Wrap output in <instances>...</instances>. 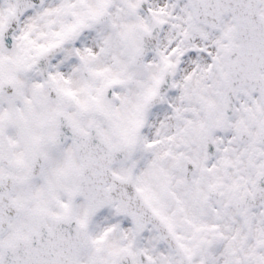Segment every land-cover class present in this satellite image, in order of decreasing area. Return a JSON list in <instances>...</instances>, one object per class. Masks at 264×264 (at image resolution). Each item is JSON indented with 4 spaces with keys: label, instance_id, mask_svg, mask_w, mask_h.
Returning a JSON list of instances; mask_svg holds the SVG:
<instances>
[{
    "label": "snow or ice",
    "instance_id": "snow-or-ice-1",
    "mask_svg": "<svg viewBox=\"0 0 264 264\" xmlns=\"http://www.w3.org/2000/svg\"><path fill=\"white\" fill-rule=\"evenodd\" d=\"M0 264H264V0H0Z\"/></svg>",
    "mask_w": 264,
    "mask_h": 264
}]
</instances>
